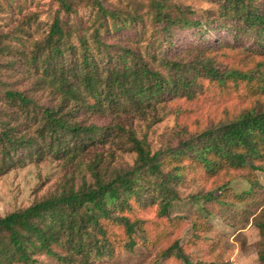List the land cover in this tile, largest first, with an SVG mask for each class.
Segmentation results:
<instances>
[{"label": "trees", "instance_id": "1", "mask_svg": "<svg viewBox=\"0 0 264 264\" xmlns=\"http://www.w3.org/2000/svg\"><path fill=\"white\" fill-rule=\"evenodd\" d=\"M54 1L59 8L42 39L27 45L31 34L21 27L0 35V57L14 55L6 70L17 67L19 77L27 75L24 83L48 100L7 88L0 79V177L50 157L74 166L90 159L92 181L76 187L70 179L57 193L0 216V264H38L40 256L57 264H95L133 248L144 223L131 218L133 202L156 206L157 216L178 228L188 219L170 218V211L182 199L177 188L193 177L242 172L257 184L256 173L264 172V1L219 0L218 17L205 22L168 0H128L122 8L106 7V0ZM87 9L92 14L84 22L79 14ZM190 30L200 41L181 46L179 36ZM218 32L225 36L207 40ZM228 52L243 57L223 64ZM211 96L237 101L240 109L200 132L181 127L177 143L156 152L146 138L138 139L134 119L158 123L169 104ZM107 118L113 125L91 123ZM109 145L135 154L134 166L110 172L97 153ZM230 186L193 195L191 202L234 206L253 195L251 189L233 194ZM261 211L254 221L264 239ZM174 247L173 257L189 263Z\"/></svg>", "mask_w": 264, "mask_h": 264}, {"label": "rangeland", "instance_id": "2", "mask_svg": "<svg viewBox=\"0 0 264 264\" xmlns=\"http://www.w3.org/2000/svg\"><path fill=\"white\" fill-rule=\"evenodd\" d=\"M127 1L106 0L105 4L109 8H122ZM168 1L189 7L195 12L192 15L195 20L202 19L205 22L209 17L211 21L219 14V0ZM256 1L261 3L264 0ZM58 8L59 5L54 0H0V35L15 33L17 28L21 27L31 34L30 39H24L27 45L29 41L40 40L48 28L46 24L52 22ZM91 14L89 9L83 10L79 18L87 22ZM194 33L195 31L190 30L179 36L182 39L181 46H193L199 42L200 39H192ZM224 36L222 32H218L214 33V37L211 35L206 39L215 41ZM231 43L234 44L235 41ZM14 46L21 45L15 42ZM227 56L230 59H224L223 64L231 62V59L237 63L243 54L228 52ZM13 57L14 55L0 57V79L3 84L10 89L37 94L38 100L47 103V96L41 95L46 93L31 90L32 86L24 83L23 79L27 75L19 77L20 71L17 67H14V72L6 70L4 66L11 64ZM239 109L237 101L224 102L211 96L198 102L178 101L169 104L159 113L158 123H154L152 117L147 121L134 119L132 123L138 139L146 138L151 150L156 152L168 141L176 144L174 138L181 127H187L191 132H200L212 121L218 122L226 113L231 115ZM91 123L98 126L113 125L111 118L93 119ZM126 151L127 149H122L120 145L97 149V153L103 155L106 160L110 172L129 170L134 166L135 154ZM89 160L86 159L85 164L74 166L49 157L43 162L29 163L1 176L0 216L4 217L16 210L27 208L34 202L57 193L60 186L70 179L76 187H79L84 179L91 182L90 173L87 171ZM193 178V181L177 188L182 199L176 202L170 211V218L184 217L188 219L187 223L174 228L169 219L157 216L156 206L139 207L138 203L133 202L131 218L144 222L142 228H137L133 248H126L95 264H264L260 259L264 255V239L254 221L264 208V172L256 173L255 185H251L242 172L222 175L217 179L198 176ZM229 182L233 194L242 195L251 189L253 195L244 203L234 206L215 207L214 204L198 205L191 202L193 195H205ZM252 186L257 188L252 189ZM206 210L209 212L208 216ZM194 222L204 224V231H196ZM175 244L185 253L189 263L173 257ZM37 259L38 264H57L46 256Z\"/></svg>", "mask_w": 264, "mask_h": 264}]
</instances>
